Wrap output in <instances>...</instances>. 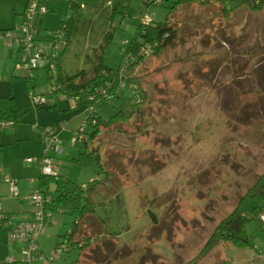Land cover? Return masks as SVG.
I'll list each match as a JSON object with an SVG mask.
<instances>
[{
    "label": "rangeland",
    "instance_id": "374dc122",
    "mask_svg": "<svg viewBox=\"0 0 264 264\" xmlns=\"http://www.w3.org/2000/svg\"><path fill=\"white\" fill-rule=\"evenodd\" d=\"M39 1L48 12L37 19L36 41L47 55L55 40L49 34L60 29L69 4ZM147 1L123 0L113 15L109 0H86L62 56L68 75L83 70L91 76L99 59L123 68L145 16L176 23L173 43L122 70L142 90L143 97L135 95L139 106L130 104L131 89L122 103L113 97L95 103L104 119L120 108L136 109L128 121L103 127L92 142L99 163L74 160L80 156L74 134L91 107L54 92L46 57L32 73L17 68L19 44L9 47L0 36V96L13 94L19 116L0 130V264L21 260L25 244L10 241L5 228L35 210L29 193L42 170L25 159L44 154L43 127L56 128L63 141V153H47L55 175L83 186L96 181L89 194L95 212L80 223L81 242L91 244L73 248L64 236L74 216L63 208L51 211L38 237L46 260L30 264H264V208L259 215L252 211L264 206V1H192L174 9L173 0ZM15 16L11 28L22 25L23 14ZM32 94L55 106L36 108ZM11 182L17 195H10ZM54 187L51 182L49 195ZM238 205L250 217L249 243H209ZM3 212L10 218L2 220ZM57 247L63 250L55 254Z\"/></svg>",
    "mask_w": 264,
    "mask_h": 264
},
{
    "label": "trees",
    "instance_id": "16d2710c",
    "mask_svg": "<svg viewBox=\"0 0 264 264\" xmlns=\"http://www.w3.org/2000/svg\"><path fill=\"white\" fill-rule=\"evenodd\" d=\"M85 1L86 0H68L69 5L66 14L69 13V16L66 18L65 14L59 29L64 31L65 43L60 48V52L57 53L52 60L54 63V69L50 67L51 63H47L46 66L48 68V77L52 81L55 93L63 92L69 97H77L80 101L83 100L91 107L90 113L85 120V124L74 134L75 141H73V144L80 147V156L74 160L87 162L96 161L99 163L101 161L99 151L96 148H89L92 142L102 131L103 127L109 128L113 125L128 121L131 117V113H134L136 109L132 106L131 112H126L123 108H120L108 119H104L96 109L95 103L101 99L112 97L116 98L119 103H122L124 99H127L125 98L126 91L131 89L133 95L132 97H129L130 104L139 106V103L142 101L140 99H135V95L138 94L143 97L142 90L136 87L132 80L122 77V70L123 68L130 69L135 63L142 61L146 55L143 51L144 48L149 47L151 54H158L164 47L173 43L177 38V26L175 22L171 21V17H166L161 21H155L152 18L150 22H140L137 24L136 32L132 41L125 50V54L129 59L123 68L119 67L117 69H112L105 65L102 59H99L93 67V73L91 76L86 75L83 70L77 74L68 75L62 70L61 60L68 47L70 38L76 30V22L80 19V10L84 7ZM150 1L156 2V0H148L147 2L149 3ZM192 1L205 3L211 0H173L171 8L174 9L181 4H188ZM109 2L113 6L112 14L114 15L115 12H118V5L121 4L123 0H109ZM254 7L258 8L260 6L254 5ZM37 23L38 22L36 21V25ZM7 30L9 29L3 31ZM49 36L54 37L52 33H50ZM55 42L56 40H54V43ZM54 46L55 44L53 45V48ZM48 58H51L50 53L48 54ZM53 106H55V104L51 105L45 102L35 107L44 108ZM0 121H19L15 106V98L12 94L0 96ZM102 164L103 163L100 164L101 167ZM51 182L54 183L55 187L52 191L53 194L50 195L51 201L46 204V208L50 211L63 208L71 213L74 216V222L70 232L66 234L64 238L67 239V242L73 248H86L88 244H91L92 240L87 239L84 240L83 243L81 242L82 239L79 236V233L81 232L80 223L85 216L95 212V207L89 194L92 190L91 185L95 184L96 181L93 180L92 183L83 186L62 175H46L42 173L38 178V188L45 195H49ZM263 208V205H256L252 211L254 213L257 212L256 214L259 215V212L263 210ZM152 216L154 217L153 213ZM2 219H4V216H2ZM248 220H250V217L246 215L244 209H241L239 205L236 206L218 223L209 243L225 241L239 247L246 246L249 243L246 232V223ZM81 251L82 250H80V252ZM76 264H79V259H77Z\"/></svg>",
    "mask_w": 264,
    "mask_h": 264
},
{
    "label": "built area",
    "instance_id": "2783aa9c",
    "mask_svg": "<svg viewBox=\"0 0 264 264\" xmlns=\"http://www.w3.org/2000/svg\"><path fill=\"white\" fill-rule=\"evenodd\" d=\"M46 12H48L47 6L40 4L39 0H28L23 13L22 25L19 28H12L7 31L0 32V36L6 38L8 46L13 47L17 42L19 44V50L23 52L21 61L17 63V68L25 67L32 73L34 69L45 64L44 58L46 57L47 63H51L50 67L54 69V63L52 60L57 55L56 45L60 44L59 48H61L65 43L64 31L58 30L54 34L56 42L54 43L55 46L53 51L50 53L51 58H48V54L44 55V53L39 49L36 41L38 37V29L35 28L37 19ZM151 20V15H147L143 18L142 22L147 23ZM143 51L145 54L151 53L149 47L144 48ZM31 98L34 106L45 103V100L39 95L32 94ZM6 122L7 121H0L1 125L6 124ZM42 135L45 141L44 154L37 158L28 157L25 161L29 164H36L42 170L43 174L55 175L56 169L53 165V159L47 155V153L50 150L63 153L64 147L62 140L59 136V131L56 128L43 127ZM17 194L16 183L11 182L10 195L14 196ZM29 199L35 206L33 218L31 220L19 222L13 227L9 225L6 228L8 232V239L10 241H18L25 244L20 252L21 260L16 261L14 258H10L7 262L8 264L30 263L34 259L46 260V258L39 251L38 236L46 225L48 217L51 215V211L46 208V204L51 201V196L48 194L45 195L39 188H36L30 193ZM2 216L6 219L5 215ZM260 218L264 220V213L260 215ZM62 250L63 247H58L55 254L61 252Z\"/></svg>",
    "mask_w": 264,
    "mask_h": 264
},
{
    "label": "crops",
    "instance_id": "0c3cea01",
    "mask_svg": "<svg viewBox=\"0 0 264 264\" xmlns=\"http://www.w3.org/2000/svg\"><path fill=\"white\" fill-rule=\"evenodd\" d=\"M26 3H27V0H0V31H3L5 29H10L11 27H14V23L16 22V16L15 15L18 14V13L19 14H23L24 13V10H25V7H26ZM1 38H3V37H1ZM0 40H2V39H0ZM2 44H3V42H2ZM18 51H19V47H18ZM10 94H12V93H10ZM13 123L14 122H11V121H7L6 124H4V125H1V123H0V130H5L7 128H11L10 126ZM59 136H60V134H59ZM61 140H62V138H61ZM62 144H63V141H62ZM3 145H5V144L3 142H0V146H3ZM36 188H38V184H37L36 187H34L30 191V193L33 190H35ZM3 215L6 216V219L10 218L9 212H3ZM33 215H34V211H31V213L28 214L27 217L25 216L24 218H21L17 222V224L19 222H22V221L31 220L33 218ZM2 220H5V219H2ZM15 225L16 224H10V226H12V227L15 226ZM38 246H39V251L41 252L42 248H41L39 243H38Z\"/></svg>",
    "mask_w": 264,
    "mask_h": 264
}]
</instances>
